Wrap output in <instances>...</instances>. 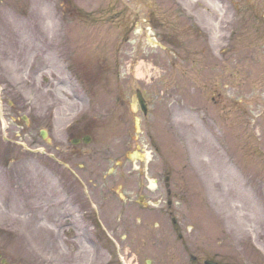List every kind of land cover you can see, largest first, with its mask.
Instances as JSON below:
<instances>
[{"label":"rangeland","instance_id":"rangeland-1","mask_svg":"<svg viewBox=\"0 0 264 264\" xmlns=\"http://www.w3.org/2000/svg\"><path fill=\"white\" fill-rule=\"evenodd\" d=\"M262 26L264 0H0L1 254L81 264L79 235L57 228L66 220L52 224L46 203L24 200L46 158L15 143L45 149L36 129L53 124L65 140L64 128L93 110L103 154L132 165L114 178L133 179L135 195L178 201L218 261L264 264ZM117 99L129 127L114 119L104 134ZM11 170L22 194L9 193Z\"/></svg>","mask_w":264,"mask_h":264},{"label":"flooded vegetation","instance_id":"flooded-vegetation-1","mask_svg":"<svg viewBox=\"0 0 264 264\" xmlns=\"http://www.w3.org/2000/svg\"><path fill=\"white\" fill-rule=\"evenodd\" d=\"M122 107L115 106L114 119L127 126ZM90 118L95 115L87 120ZM91 120L80 130L66 131L65 140L57 139L54 126H48L47 137L42 139L47 151L42 157L47 162L32 166L31 192L24 200L46 203L52 224L66 220L57 228L64 234L79 235L73 239L79 241L85 264H227L199 245L195 228L184 226L181 206H176L177 201L173 205L169 194L135 195L133 179L114 178L119 168L114 166L132 165L111 162L108 154L100 152L101 141L95 140L94 148L87 147L95 135ZM74 133L78 134L70 139ZM36 134L41 137L42 133L36 129ZM84 136L90 137L89 143H84ZM34 140L39 143L38 137ZM65 162L78 179L62 166ZM4 175L11 182L9 193H13L20 187V175L16 170ZM163 186L168 192L166 180ZM0 264L12 263L1 257Z\"/></svg>","mask_w":264,"mask_h":264},{"label":"bare ground","instance_id":"bare-ground-1","mask_svg":"<svg viewBox=\"0 0 264 264\" xmlns=\"http://www.w3.org/2000/svg\"><path fill=\"white\" fill-rule=\"evenodd\" d=\"M214 37H215V36H214ZM137 74H138L139 76H141V74H140L139 72H138ZM263 209H264V207L262 206V210H263ZM243 231H244V230H243Z\"/></svg>","mask_w":264,"mask_h":264}]
</instances>
